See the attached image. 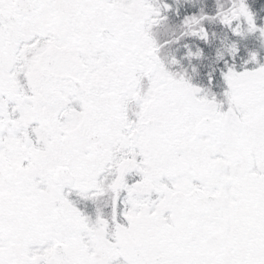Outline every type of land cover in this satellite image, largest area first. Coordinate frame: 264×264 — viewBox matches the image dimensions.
I'll return each instance as SVG.
<instances>
[{
	"label": "snow or ice",
	"instance_id": "obj_1",
	"mask_svg": "<svg viewBox=\"0 0 264 264\" xmlns=\"http://www.w3.org/2000/svg\"><path fill=\"white\" fill-rule=\"evenodd\" d=\"M0 264H264V0H0Z\"/></svg>",
	"mask_w": 264,
	"mask_h": 264
}]
</instances>
